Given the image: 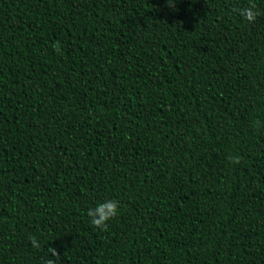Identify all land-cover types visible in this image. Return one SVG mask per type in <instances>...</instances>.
<instances>
[{"label":"trees","instance_id":"trees-1","mask_svg":"<svg viewBox=\"0 0 264 264\" xmlns=\"http://www.w3.org/2000/svg\"><path fill=\"white\" fill-rule=\"evenodd\" d=\"M46 260L264 264V0H0V264Z\"/></svg>","mask_w":264,"mask_h":264},{"label":"clouds","instance_id":"clouds-1","mask_svg":"<svg viewBox=\"0 0 264 264\" xmlns=\"http://www.w3.org/2000/svg\"><path fill=\"white\" fill-rule=\"evenodd\" d=\"M167 4L170 7H175V0H167ZM239 14L243 16L248 21H254L257 15L254 5H249L246 8L239 9ZM57 52L60 51L59 42L53 45ZM259 125L260 122L257 121ZM229 160L232 163L238 164L240 163V157H229ZM118 202L113 199L107 200L105 203H97L95 207L89 208L87 211V216L91 218V224L96 228L101 230H106L107 222L110 219L115 218L118 215ZM31 243L34 247L39 248L40 245L37 242L35 237H30ZM48 251L52 254V256L59 258V253L55 248L49 247ZM45 264H56L55 260H46Z\"/></svg>","mask_w":264,"mask_h":264}]
</instances>
